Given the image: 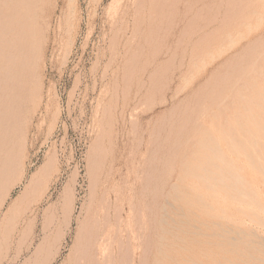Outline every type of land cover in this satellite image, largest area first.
Wrapping results in <instances>:
<instances>
[{"label":"rangeland","instance_id":"1","mask_svg":"<svg viewBox=\"0 0 264 264\" xmlns=\"http://www.w3.org/2000/svg\"><path fill=\"white\" fill-rule=\"evenodd\" d=\"M238 1H241L242 5ZM244 1L38 0V17L39 22L46 29L45 39L39 69H37L38 74L36 72V76L38 75L39 79H37L38 82L35 86V102L34 104L29 102L25 106L30 111L35 108L34 113L30 112V114L24 117L27 121H24L25 119L23 118V130L26 128L23 131L26 134L23 133V135H26V137L22 140L25 141V144L22 142L19 146L25 145V148L22 146V149L21 147L17 149L19 150V157L21 156L20 158L18 157V164L21 163L23 165L22 168L19 164L18 171L27 168L28 174L23 184H19L13 189L12 194L5 199L0 209V264H80V262H85L83 259L84 251H86L88 256L92 255L89 257L91 259L88 258L87 260V264H92V261L94 262L92 260L94 259V253L92 252H94L95 247H93L92 242L90 244L87 241V238L95 223L99 226L97 227L96 225L98 228L96 229L97 233L110 230L111 238L107 245H116V248L122 245V262L120 263V257H113L110 264H143L144 261L146 264H166L167 258L169 261H167V264L170 261V264H219V262L223 264L230 262L231 264H264V162H262L264 161V71L263 73L258 71L255 72L256 74H253V77L259 76L261 80L258 77L255 80L249 77L246 82L240 84L237 91L226 90L225 93L230 94L226 93V95L220 96L222 98L218 97L217 99L220 100H214L215 103L214 101H212L213 103L208 102L204 98V95L201 94V97H199L200 95L195 96L197 99L193 98V96L190 99H183L184 96H182L176 102L162 106L159 102L165 94L164 89V91L162 90L163 92L160 91L156 95L154 100L148 98L150 94L145 89L138 102L133 100L137 89L143 84L144 79L158 67V64L167 61V59H173L172 55H169L170 57L165 55L168 50L170 54L175 53V57H173L176 60V64L168 67L166 75L162 79L166 87L172 81L174 73L178 71V61H186V57H183V55H185L184 49L187 46L188 50L185 56H188L189 48L192 45H201L203 43L211 44L213 42L216 52L220 49L222 51L228 50L214 63H209L207 66L208 76H211L212 72H215L214 75L218 74V76L215 75L217 78L220 77L219 73H221V77L226 74L225 71L228 70L230 64H226L225 66V61L232 58L233 54L238 55L239 58L238 60L237 56H234V59L230 60L233 63L242 61V59L245 62L250 56L251 58L258 59L259 57L257 58V56L259 54L255 56V49L264 50V0H250L251 5L248 3V0ZM252 4L254 5L252 6ZM247 5L250 8L245 7ZM261 7H263L262 10ZM240 8L243 11L246 10L245 13ZM154 30L157 31L155 32ZM223 31L229 32L230 35L226 36V38L220 36ZM260 37L262 40L258 44ZM151 38L155 41L153 42ZM145 39L148 41H145ZM246 40L249 43L255 40L252 43L258 44L260 47L255 48L254 45L251 46V43L249 44L250 46L247 44L249 49L246 46V43H248ZM240 50L243 52L242 54ZM244 52L247 54L246 59ZM251 52L253 55H250ZM262 61L264 66V57H261V63ZM222 63L224 64L223 66ZM147 64L149 66L151 64L152 66L149 67ZM132 66L135 67L134 70H132ZM153 66L154 68H152ZM217 66L221 67L218 68ZM216 68L218 69L216 70ZM201 72V68L194 67L184 75L187 80L183 77L177 79L175 82L172 81L173 87L168 91L169 96L178 88H188L194 81V86H196L199 82L203 81L204 75L197 80ZM222 73L225 74L222 75ZM191 76L194 77L192 78ZM206 90L210 92L211 87H208ZM194 99L204 104L202 105L199 101L195 102ZM221 102L224 103L221 105ZM36 103L37 107L35 106ZM187 103H190V105ZM196 103L199 105L196 106ZM133 105H135L136 109ZM176 105L181 110L183 108L182 112L181 110L179 111L180 113L177 112L178 108L175 107ZM240 106L241 109H239ZM185 107L188 110H185ZM197 107L198 109L200 108L199 113L198 109H195ZM172 108L176 111L174 109L172 111ZM169 113H171V120L169 119ZM178 114L186 122L180 119L181 117ZM197 114H199V117L202 116L200 117L202 121L198 119ZM187 117L191 119H188V128H185L188 122ZM229 118L231 121L228 120ZM139 119H142L141 124L138 123ZM195 119H197L196 123L194 121L190 123L191 120ZM220 119L222 120L220 121ZM211 122L214 123L212 124ZM171 124L174 126L172 132L169 130L171 129ZM229 126H232V128L230 129ZM176 127H182L181 129L184 127L183 130L187 132L181 130L179 135L177 134L178 129L176 130ZM199 127L200 129H198ZM190 128L193 130H190ZM162 129L165 131H162ZM229 129L234 133L238 132V135L234 133L232 135ZM167 131L170 133H167ZM175 131L176 133H173ZM207 131L208 134H206ZM186 133H190L191 137L189 138L190 134L186 135ZM172 134L175 135L171 136ZM182 135L184 137H181ZM170 136L171 138H169ZM175 136L180 137L177 138ZM165 137L166 143L164 144L165 141L163 139ZM174 137L181 144H177ZM179 138L183 140H179ZM185 138L186 140H184ZM239 138L241 139L239 140ZM161 139L163 141H160ZM173 140L176 142H173ZM241 140L242 143L239 142ZM200 141L202 142L200 143ZM172 142L173 144H171ZM176 144L181 146L178 147ZM161 145L165 147L163 148ZM170 145H174L175 147ZM205 145L208 148L204 147ZM158 146L161 151L165 150L164 152L166 153H164L165 159L164 161L162 159L163 162L161 161L163 151L161 152ZM213 147H215L214 150ZM235 147L239 148V151ZM156 148L160 154L157 153ZM153 149H155V152H153ZM172 149L179 150L178 152L180 153L175 150V152H172ZM170 150L176 156L172 155L171 160L169 159L171 158L170 154H172ZM216 152L219 153L216 154ZM260 152L263 154L261 155ZM245 153L247 155L250 153V155L247 156ZM253 154H255L254 159ZM169 155L170 157H167ZM261 156H263V159ZM250 157H252L254 162L250 161ZM255 158L260 162L258 161V163ZM232 160L237 163L232 162ZM198 161H201L200 163L203 165ZM150 162L152 164L155 162L157 167L154 168L155 165H151ZM161 163H165V165ZM44 166H46V174L44 173L41 179L37 180L40 184L39 187L35 188L36 186L34 187V185L36 184L34 182H36V179L34 180L33 176ZM161 166L164 168L162 169ZM231 166L238 167V169L235 167L234 169ZM165 168L167 169L164 170ZM220 171H222L221 174H219ZM208 172H213L215 175L213 173L208 174ZM159 173L162 174L161 176H165V174L168 176L170 174L169 179L161 177ZM227 173L231 178L233 177V180L229 178L230 176ZM193 175L195 177L197 175V178ZM219 175L221 176L219 177ZM202 178L206 180L203 181ZM183 179L186 180L184 181ZM159 180L162 183L165 181L167 184L164 182L161 187L162 183ZM191 180H194V182ZM153 181H157L155 182L156 185L153 184ZM206 181L211 188L209 185V188H207L208 183ZM31 182L34 184H32L34 188L32 185H29ZM210 182L216 183V185ZM158 184L161 185L157 188ZM26 186L29 188L26 189ZM155 186L159 189H156L157 192L162 193L164 191L163 195L161 193L155 194ZM224 186L228 189L230 188L231 191ZM145 188L147 191L149 188L150 191L147 193ZM160 188L162 189L160 190ZM180 189H182L181 192H184H182L183 194L179 192ZM25 190L28 193L26 198L29 195L32 197L18 201L17 208L15 207L11 211L12 214H10L8 210L14 204L15 199L21 196ZM40 191L44 193L41 194ZM142 191L146 193L144 194ZM185 191L189 192L186 193ZM141 193L145 196H147L146 194L149 195L148 197L143 195V198ZM196 195H200L201 198ZM174 198L177 199V202ZM182 199H184L185 203ZM236 199H239V201ZM164 200H167L165 201L166 203ZM153 201L156 204H152ZM153 205H157V207ZM162 205L164 206L162 207ZM166 207V212H170V214H165V210L162 211ZM119 208L123 210L120 211ZM201 208L205 210L204 212L207 211L206 216L208 214V218ZM207 208H211V210ZM107 209L111 210V212H108ZM115 209L119 210V213H123L122 219H117V223L115 219L117 215L115 214L118 212L117 210L115 212ZM176 209H179L180 212ZM138 210L141 212L139 213ZM184 212L188 213L189 216ZM182 213L187 217H184ZM5 214L8 215L6 216ZM159 214L162 216H158ZM107 217L109 218V223H107V220L105 221V219H108ZM194 218H197L198 221ZM204 218L205 220H203ZM2 220L6 221L2 222ZM209 220L212 221L208 222ZM161 221L164 222L162 223ZM175 221L177 224L180 222L179 225L182 227L180 228L179 225H176ZM217 221L220 225L223 222L224 226H222L223 223L220 226ZM208 223H212L213 226ZM225 223L227 224L225 225ZM191 224H196V226L193 225L191 227ZM204 224L205 226L207 224L209 226H206V232L203 229V227L205 228ZM214 224L218 225L215 226ZM184 225L185 228L183 229ZM198 225L202 228L201 230L196 229L199 227ZM218 228L220 229L218 230ZM116 229H118V232ZM180 229L183 230L181 231ZM188 229L190 232L187 231ZM208 229L214 232L211 230L212 233L208 232ZM161 231L169 234H163ZM198 231L202 232V237ZM193 232L198 233L196 235ZM234 233L238 234L237 237ZM198 234L200 237H198ZM189 235L191 236L187 237ZM207 235H210L211 238ZM114 236L116 237L114 238ZM183 236L184 238H182ZM172 237L174 238L171 239ZM206 237L207 239H211L212 242L205 239ZM181 238L185 239L184 243ZM215 238L218 239L216 240ZM230 238H233L234 241ZM188 239L192 240L194 246H192V243H189L191 241ZM160 240L161 242H159ZM195 240L197 241L196 243ZM205 240H207L208 244ZM112 241H115V243H112ZM171 241H180V243L176 242L175 244V242ZM186 241L188 242L186 243ZM221 241L224 242L221 243ZM213 242L214 244H212ZM88 243L90 246L87 245ZM230 243L235 244V249ZM165 244L167 245L166 247H164ZM180 244H184V247ZM195 244H197V247ZM189 245L191 250L188 247ZM185 246L189 249L190 253ZM223 246L224 248L222 249L221 247ZM230 246L232 248H229ZM87 247L88 250H85ZM168 247L172 248V250H169ZM175 247L178 248L176 249ZM178 249L181 253L175 252ZM217 249L221 250L222 254L217 252ZM229 249L232 251L230 252ZM197 250L199 253H197ZM207 250H211V252ZM81 251L83 252L81 253ZM145 251H148L147 254ZM160 251H162L163 257ZM226 253L228 254L226 255ZM230 253H233L232 255L235 260ZM207 254L211 255H208L207 258L215 256L209 258L208 263ZM189 255H193L194 257H189ZM219 255L220 258H218ZM224 255L227 257H224ZM143 257H145L144 261L140 260ZM182 258H185L186 261ZM213 258H216L214 259L216 262ZM176 259L181 260V262ZM217 259H219V262H217ZM237 259L239 261H236ZM187 261L190 262L188 263ZM191 261L196 262L191 263Z\"/></svg>","mask_w":264,"mask_h":264},{"label":"bare ground","instance_id":"2","mask_svg":"<svg viewBox=\"0 0 264 264\" xmlns=\"http://www.w3.org/2000/svg\"><path fill=\"white\" fill-rule=\"evenodd\" d=\"M243 2H245L244 0H242ZM250 0H248V3H250L249 2ZM238 2H240L241 3V5H242V2L241 1H238ZM251 2H253V1H251ZM41 3V2H40ZM154 3V2H153ZM247 3V2H246ZM261 3V2H260ZM264 3V2H263ZM239 4V3H238ZM240 5V4H239ZM244 5V4H243ZM250 5H251V3H250ZM254 4H252V6H253ZM263 5V4H262ZM264 6V5H263ZM142 7V6H141ZM240 7H242V6H240ZM245 7H248V5L247 6H245ZM243 8V7H242ZM248 8H250V6L248 7ZM262 8L263 7H261V10H262ZM43 9V8H42ZM42 9H40V10H42ZM234 10V9H233ZM240 10H242L241 8H240ZM43 11V10H42ZM246 11V10H245ZM245 11H243L242 10V12L243 13H245ZM39 12V8H38V0H0V209L2 208V206H3V204H4V201H5V199H7L8 198V196H10L11 194H12V191H13V189L15 188V187H17L19 184H23V182H24V179L25 178H27V174H28V169L27 168H25V169H22V171H21V169L19 170L20 171V173H19V171H18V168H19V164L21 165V163H19L18 164V157H19V150H17L18 148H20L21 147V149H22V146H23V148H25L24 146L25 145H21V146H19L20 144H22V142L24 143L25 141H22L23 139H24V137H26V135L24 136L23 135V133L24 134H26V132H23L24 130H26V128L23 130V127H24V122H23V118L26 116V115H28V114H30V112H33L34 111V109L35 108H31L32 110L30 111V109H28V108H25V106H26V104H29V102H32V104H34V102H35V93H36V88H35V86H36V84H37V79H39V77H38V75L36 76V72H37V69H39V62H40V59H41V55H42V47H43V42H44V39H45V31H46V29L44 28V26L42 25V23H40L39 22V17H38V13ZM44 12V11H43ZM241 12V13H242ZM257 12V11H256ZM256 12H254V13H256ZM242 13V14H243ZM253 13V12H252ZM259 13V12H258ZM263 13V12H262ZM242 14H240V15H242ZM42 15V14H41ZM227 15V14H226ZM255 15V14H254ZM232 18V17H231ZM144 19H146V18H144ZM140 21H142V20H140ZM146 22V21H145ZM250 27H251V25H250ZM157 28V27H156ZM158 28H160L159 26H158ZM248 29H249V27H248ZM155 31V30H154ZM157 31V30H156ZM155 31V32H156ZM154 32V33H155ZM152 33V32H151ZM258 34V33H257ZM230 35V33L229 32H227V31H223L221 34H220V36H223L224 38H226V36H229ZM152 36V35H151ZM155 36V35H154ZM256 36V35H255ZM222 37V38H223ZM243 38H244V36H242ZM147 38V37H146ZM153 38V37H152ZM151 38V39H152ZM241 39V38H240ZM153 40V39H152ZM220 40V39H219ZM261 40H262V38L260 37V40H256V42H258V44H260V42H261ZM145 41H148V40H146L145 39ZM155 40H153V42H154ZM215 41V40H214ZM246 41H248V40H246ZM255 41V40H254ZM254 41H251L250 43H249V41H248V43H246V46H247V44L249 45V44H251L252 42L254 43ZM264 41V40H263ZM263 41H262V43H263ZM157 42H158V40H157ZM180 42V41H179ZM240 43H241V41H240ZM251 44V46H255V48H257L258 46L260 47V45H258V44ZM261 43V44H262ZM217 45V44H216ZM250 46V45H249ZM188 47V46H187ZM187 47H185V49H184V53H185V55H186V51L188 50V48ZM215 46H213V42L210 44V43H208V44H205V43H203V44H201V45H195V46H193L192 45V47L191 48H189V53H188V56H185V55H183V57H186V61L185 60H180V61H178V64H177V68H178V71H176L175 73H174V75H173V78L171 79L173 82H175L177 79H181V78H183L184 77V75L185 74H187V72H189V71H191L194 67H198V68H201L202 69V72H201V74H200V76L197 78V80L201 77V76H205V78H204V80L203 81H201V82H199L196 86H194V84H195V81L194 82H192L191 84V86H189L188 88L187 87H185V88H178L177 90H175V91H173L172 92V94L169 96V90H171L172 89V81L169 83V85H167V87H166V85H165V83L164 82H162V79L165 77V75H166V71H167V69H168V67H170L171 65H173V64H176L175 63V53H172V54H170V51L168 50L167 52H166V54L165 55H167V56H171L173 59H167V61H165V62H160L159 64H158V67H157V65H156V69L153 71V72H151L145 79H144V81H143V84H141V86L137 89V92L135 93V95H134V97H133V100H135L136 102H138L139 100H140V98H141V95L143 94V92H144V89H145V91H147V93H149L150 95L148 96V98L150 99V100H154L155 98H156V95L161 91V92H163L164 90V96H163V98L160 100V102H159V104H161L162 106L163 105H168V104H170V103H174V102H176V100H179V99H181L182 98V96H184V98L183 99H186V98H188V99H190V97L191 96H193V98H195V99H197L196 97L198 96V95H200L199 97H201V94L202 95H204V98L205 99H207V101L208 102H212V101H218V100H220V99H217L218 97H220V96H223V95H226V93H225V91L226 90H231V91H237L238 90V87L240 86V84H242L243 82H246L247 80H248V78L249 77H252V79H256L257 77L260 79V77L259 76H256V77H253V74L255 73V72H258V71H260V73L262 72L263 73V71H264V66H263V61H262V63H261V57L263 58L264 57V50L263 51H260L261 49H255V52H256V50H257V52L255 53L254 52V54H255V56H256V54L258 55L257 56V58L258 59H256V58H254V57H252L251 58V56H250V58L246 61L245 60V62H244V59H242V61H237V62H235V63H233L232 61H230V60H232V59H234V56H237V58H238V55H234L233 54V57L232 58H230V59H227L226 61H225V66H226V64H232V66H230L229 65V67H231L230 68V71L228 72V70H229V67H228V70H226L225 72H226V74L224 75L223 73H222V75H224V76H222L221 77V73H219L218 71V73L220 74L219 76L220 77H216V76H218V74L215 76L214 75V73L212 72V74H211V76H208V73H207V66L209 65V63L210 64H212V63H214V61H216L219 57H221L225 52H227L228 50H226V51H222V49H220V47H219V49L220 50H218L217 52L215 51V48H214ZM248 47V46H247ZM246 47V48H247ZM261 47H262V45H261ZM229 48V47H228ZM230 48H231V45H230ZM249 48V47H248ZM263 48H264V44H263ZM262 48V49H263ZM250 49V48H249ZM252 49V48H251ZM254 50V49H253ZM253 50H252V52H253ZM260 51V53H259V51ZM242 51H243V49H242ZM244 51H245V49H244ZM247 51H249L248 49H247ZM251 52V54L250 55H253V53ZM237 54H242L243 52H241V50H240V53H238V52H236ZM245 53V52H244ZM249 53H250V51H249ZM165 55H163V56H165ZM246 55V56H245ZM245 59H246V57H247V54L245 53ZM169 56V57H170ZM174 56V57H173ZM240 57V56H239ZM241 57H243V56H241ZM249 57V56H248ZM237 58H236V60H237ZM254 58V59H253ZM256 59V60H255ZM238 60H239V58H238ZM241 60V59H240ZM148 61V60H147ZM230 61V63H228ZM155 62V61H154ZM232 62V63H231ZM241 62V63H240ZM143 64V63H142ZM151 64H152V61H151ZM150 64V66H152ZM148 65V64H147ZM147 65H145L146 67H148ZM224 64L222 63V66H223ZM134 66V65H133ZM132 66V67H133ZM149 66V67H150ZM135 67H137L136 65H135ZM135 67H133V69L132 70H134V68ZM145 67V68H146ZM218 68H220L221 66H217ZM152 68H154V66L152 67ZM218 68H216V70L218 69ZM226 68V67H225ZM151 69V68H150ZM222 69V68H221ZM227 69V68H226ZM258 69V70H257ZM145 70V69H144ZM215 70V71H216ZM39 71V70H38ZM137 71V70H136ZM224 71V70H223ZM133 72V71H132ZM193 72V71H192ZM216 72V73H217ZM142 73H143V71H142ZM37 74H38V72H37ZM256 74V73H255ZM147 75V74H146ZM263 75V74H262ZM142 76V75H141ZM195 76V75H194ZM194 76H191L192 78L194 77ZM139 79H141V78H139ZM184 79L185 80H187V78H185L184 77ZM263 79H264V76H263ZM183 80V79H182ZM261 80V79H260ZM189 81H190V79H189ZM185 83H187L186 81H185ZM256 83H257V81H256ZM39 84H41V83H39ZM138 84H139V82H138ZM166 87V88H165ZM208 87H211V90H210V92H209V90H208V92H207V88ZM260 87V86H259ZM263 87V86H262ZM164 89V90H163ZM163 90V91H162ZM229 92V91H228ZM38 93V92H37ZM191 93V94H190ZM227 94H230V93H227ZM263 95V94H262ZM40 96V95H39ZM196 96V97H195ZM41 97V96H40ZM220 98H222V97H220ZM231 98V97H230ZM243 98V97H242ZM37 99V98H36ZM195 99H194V101H195ZM200 99H202V98H200ZM224 99H226V98H224ZM223 99V100H224ZM191 100H193L192 98H191ZM264 100V99H263ZM197 101H199V100H197ZM197 101H195V102H197ZM205 101V100H204ZM215 101H214V103H215ZM193 102V101H192ZM200 102V101H199ZM198 102V103H199ZM233 102V101H232ZM231 102V103H232ZM156 103V102H155ZM181 103V102H180ZM179 103V104H180ZM194 103V102H193ZM198 103H196L197 105L196 106H198L199 104ZM206 103V102H205ZM213 103V102H212ZM222 103H224V102H221V105H222ZM157 104V103H156ZM179 104H177V105H179ZM182 104H184V103H182ZM188 104V103H187ZM187 104H185V105H187ZM202 104V103H201ZM200 104V105H201ZM204 104V103H203ZM202 104V105H203ZM210 104V103H209ZM208 104V105H209ZM37 105V103L35 104V106ZM137 105V104H136ZM177 105L175 106V107H177ZM188 105H190V103L188 104ZM202 105H201V107H202ZM214 105V104H213ZM220 105V106H221ZM134 107H135V105H133ZM181 106V105H180ZM193 106H195V105H193ZM261 106H262V104H261ZM33 107V106H32ZM37 107V106H36ZM134 107H133V109H134ZM211 107V106H210ZM218 107H219V105H218ZM178 108V107H177ZM182 108V107H181ZM194 108V107H193ZM205 108V107H204ZM209 108V107H208ZM261 108H263V107H261ZM132 109V110H133ZM135 109H136V107H135ZM155 109V108H154ZM173 109L174 108H172L171 110L173 111ZM188 110V108H186L185 107V110ZM190 109V108H189ZM195 109H198V107L197 108H195ZM202 109H203V107H202ZM214 109V108H213ZM239 109H241V106H240V108ZM260 109V108H259ZM171 110H169V111H171ZM181 109H179L178 108V113H180L179 111H180ZM182 110H183V108H182ZM182 110H181V112H182ZM199 110H200V108L198 109V113H199ZM204 110V109H203ZM203 110H201V111H203ZM208 110V109H207ZM174 111H176L175 109H174ZM190 111V110H189ZM191 111H192V109H191ZM197 111V110H196ZM205 111H206V108H205ZM212 111V110H211ZM215 111H216V109H215ZM186 113H187V111H185ZM225 112V111H224ZM34 113V112H33ZM174 113V112H173ZM197 113V112H196ZM195 113V114H196ZM201 113V112H200ZM204 113V112H203ZM226 114H227V112H225ZM252 113V112H251ZM264 113V112H263ZM170 114V117H169V119L171 118V113H169ZM193 114H194V112H193ZM207 114H208V111H207ZM257 114H258V112H257ZM174 115V114H173ZM172 115V116H173ZM179 115V114H178ZM177 115V116H178ZM185 115V114H184ZM190 115H191V113H190ZM199 114H197V116H198ZM203 115H205V114H203ZM244 115V114H243ZM254 115V114H253ZM196 116V115H195ZM209 116V115H208ZM179 117H181L180 119H182L183 121H185L183 118H182V116H180L179 115ZM193 117H194V115H193ZM200 117H202V116H200ZM200 117L198 116V119H200ZM207 117V116H206ZM216 117V116H215ZM185 118V117H184ZM190 117H187L186 119H187V124L185 125L186 127L185 128H188V124H189V119ZM195 118V117H194ZM217 118V117H216ZM253 118V117H252ZM25 119V118H24ZM191 119V118H190ZM211 119V118H210ZM224 119V118H223ZM171 120V119H170ZM201 120V119H200ZM219 120V119H218ZM222 119H220V121H221ZM228 120H230L231 121V119L229 118ZM247 120V119H246ZM24 121H27V119H25ZM141 121H142V119H139L138 120V123L139 124H141ZM175 121H177V120H175ZM174 121V122H175ZM194 121V123H196V121H197V119H195V120H191L190 121V123L191 122H193ZM202 121V120H201ZM212 121V120H211ZM229 121V122H230ZM174 122H172V123H174ZM179 122V121H178ZM223 122V121H222ZM170 123H171V121H170ZM169 123V124H170ZM193 123V124H194ZM212 123V122H211ZM214 123V122H213ZM212 123V124H213ZM168 124V125H169ZM176 124H177V122H176ZM179 124H181V123H179ZM182 124H183V122H182ZM209 124V123H208ZM262 124V123H261ZM26 125V124H25ZM210 125V124H209ZM217 125V124H216ZM224 125V124H223ZM234 125V124H233ZM241 125V124H240ZM252 125V124H251ZM181 126V125H180ZM179 126V127H180ZM190 126H192V125H190ZM218 126V125H217ZM248 126V125H247ZM258 126V125H257ZM26 127V126H25ZM169 127V126H168ZM173 124H171V129H169V130H171L170 132H172V130H173ZM194 127V126H193ZM192 127V128H193ZM195 127H196V125H195ZM194 127V128H195ZM205 127V126H204ZM211 127V126H210ZM241 127H242V125H241ZM162 128V127H161ZM163 128H164V125H163ZM166 128H167V126H166ZM182 128V127H181ZM181 128H177L176 127V130L178 129V131H177V134H179V132L182 130L183 132L184 131H186V130H183L184 129V127H183V129H181ZM193 128V129H194ZM218 128V127H217ZM229 128L231 129L232 128V126H229ZM234 128H236V127H234ZM193 129H191L190 128V130H193ZM196 129V128H195ZM198 129H200V127L198 128ZM206 129V128H205ZM211 129H213V128H211ZM221 129V128H220ZM229 129V132L231 131ZM159 130V129H158ZM167 130V129H166ZM210 130V129H209ZM214 130V129H213ZM225 130V129H224ZM234 130V129H233ZM236 130V129H235ZM247 130H248V127H247ZM162 131H165L164 129H162ZM161 131V132H162ZM239 131V130H238ZM170 132H168L167 131V133H170ZM182 132V133H183ZM187 132V131H186ZM193 132V131H192ZM191 132V133H192ZM217 132V131H216ZM215 132V133H216ZM232 133V135H233V131H231ZM173 133H176V131L175 132H173ZM181 133V132H180ZM203 133H205V132H203ZM222 133V132H221ZM220 133V134H221ZM238 132H236V133H234V134H237ZM240 133V132H239ZM248 133V132H247ZM166 134V133H165ZM190 133H186V135H189ZM194 134H195V132H194ZM206 134H208V131L206 132ZM211 134V133H210ZM154 135V134H153ZM163 135V134H162ZM161 135V136H162ZM175 135V134H174ZM173 134L171 135V136H174ZM180 135V134H179ZM185 135V134H184ZM184 135H182L181 137H184ZM238 135V134H237ZM245 135V134H244ZM243 135V136H244ZM249 135V134H248ZM157 136V135H156ZM167 136V135H166ZM171 136L169 137V138H171ZM193 136V135H192ZM209 136V135H208ZM212 136V135H211ZM226 136V135H225ZM247 136V135H246ZM159 137H160V135H159ZM175 137H180V136H175ZM174 137V138H175ZM189 138L191 137V134L188 136ZM210 137V136H209ZM208 137V138H209ZM230 137V136H229ZM237 137V136H236ZM239 137H240V135H239ZM245 137V136H244ZM162 138V137H161ZM177 138H175V140L177 139ZM226 138V137H225ZM242 138V137H241ZM241 138H239V140L241 139ZM251 138H252V136H251ZM156 139V138H155ZM159 139V138H158ZM172 139H173V137H172ZM171 139V140H172ZM180 139H182V138H179V140ZM193 139V138H192ZM206 139V138H205ZM214 139V138H213ZM231 139V138H230ZM230 139H229V141H230ZM233 139H235V138H233ZM237 139V138H236ZM242 139H244V138H242ZM248 139V138H247ZM247 139H246V141H247ZM164 141L166 140V137H165V139H163ZM162 139L160 140V141H163ZM168 140V139H167ZM183 140V139H182ZM184 140H186V138L184 139ZM189 140V139H188ZM210 140H211V138H210ZM252 140V139H251ZM168 141H170V140H168ZM177 141V140H176ZM176 141H174L173 140V142H176ZM190 141V140H189ZM216 141V140H215ZM236 141V140H235ZM159 142V141H158ZM173 142L171 143V144H173ZM202 141H200V143H201ZM212 142H214V141H212ZM218 142V141H217ZM233 142V141H232ZM238 142V141H237ZM239 142H241L242 143V140L241 141H239ZM251 142V141H250ZM255 142V141H254ZM27 143V142H26ZM166 143V141L164 142V144ZM178 143H180L181 144V142H178L177 141V144ZM195 143V142H194ZM199 143V142H198ZM207 143H208V141H207ZM219 143V142H218ZM247 143V142H246ZM25 144V143H24ZM156 144H158V143H156ZM160 144H162V143H160ZM163 144V145H164ZM170 144V143H169ZM168 144V145H169ZM176 144V145H177ZM214 144H215V142H214ZM230 144H231V141H230ZM234 144H236V143H234ZM239 144V143H238ZM248 144V143H247ZM252 144V143H251ZM27 145V144H26ZM99 145V144H98ZM154 145V144H153ZM183 145V144H182ZM195 145V144H194ZM202 145V144H201ZM233 145V144H232ZM258 145V144H257ZM19 146V147H18ZM155 146V145H154ZM157 146V145H156ZM160 146V145H159ZM158 146V147H159ZM162 146V145H161ZM170 146H174V145H170ZM170 146H169V149H170ZM178 146V145H177ZM176 146V147H177ZM179 146H181V145H179ZM178 146V147H179ZM198 146H199V144H198ZM209 146H210V144H209ZM215 146V145H214ZM218 146V145H217ZM234 146V145H233ZM256 146V145H255ZM151 147V146H150ZM163 147V146H162ZM161 147V148H162ZM165 147V146H164ZM163 147V148H164ZM175 147V146H174ZM177 147V148H178ZM184 147V146H183ZM193 147V146H192ZM204 147H207L206 145L204 146ZM240 147V146H239ZM176 148V149H177ZM208 148V147H207ZM212 148V147H211ZM214 148L215 147H213V150H214ZM236 148V147H235ZM20 149V150H21ZM157 149V148H156ZM192 149V148H191ZM237 149V151H239L238 149L239 148H236ZM159 150L161 151V149H160V147H159ZM173 151L172 152H175L176 150L175 149H172ZM175 150V151H174ZM217 150H219V149H217ZM242 150H244V149H242ZM259 150V149H258ZM24 151V150H23ZM163 151V150H162ZM161 151V152H162ZM165 151V150H164ZM163 151V157L161 158V161H162V159H163V161H164V159H165V157H164V152ZM167 151H168V148H167ZM179 151V150H178ZM178 151H176V152H178ZM248 151V150H247ZM253 151V150H252ZM257 151V150H256ZM262 151V150H261ZM153 152H155V149H153ZM152 152V153H153ZM170 152H171V150H170ZM171 152V153H172ZM251 152V151H250ZM254 152V151H253ZM157 153H159L158 152V149H157ZM178 153H180V152H178ZM219 153V152H218ZM217 152H216V154H218ZM223 153V152H222ZM244 153V152H243ZM160 154V153H159ZM166 154V153H165ZM212 154V153H211ZM239 154V153H238ZM246 154V153H245ZM260 154H261V152H260ZM263 154V153H262ZM261 154V155H262ZM21 155V154H20ZM152 155V154H151ZM167 155H168V153H167ZM171 155V158H169L170 160L172 159V155H174L175 156V154L174 153H172V154H170ZM170 155L169 156H167V157H170ZM213 155V154H212ZM226 155V154H225ZM247 155V154H246ZM245 155V156H246ZM248 155H250V153L248 154ZM247 155V156H248ZM255 154H253V159H254V156ZM257 155H258V153H257ZM157 156H158V154H157ZM173 156V157H174ZM220 156V155H219ZM246 156V157H247ZM251 156H252V154H251ZM260 156V155H259ZM21 157V156H20ZM19 157V158H20ZM153 157V156H152ZM160 157V156H159ZM176 157V156H175ZM174 157V158H175ZM178 157V156H177ZM203 157H205V156H203ZM214 157V156H213ZM225 157V156H224ZM262 157V159H263V156H261ZM173 158V159H174ZM206 158V157H205ZM248 158V157H247ZM251 159H250V161L251 162H254L253 160H252V157H250ZM157 159H158V157H157ZM157 159H155V160H157ZM210 159V158H209ZM249 159V158H248ZM151 160V159H150ZM152 160H154V159H152ZM166 160H168L167 158H166ZM169 160V161H170ZM217 160V159H216ZM231 160V159H230ZM255 160H256V158H255ZM160 161V162H161ZM162 161V162H163ZM204 161V160H203ZM219 161V160H218ZM257 161V160H256ZM256 161H255V163H256ZM259 161V160H258ZM257 161V162H258ZM98 163H99V161H97ZM153 162V161H152ZM152 162H150L151 163V165H155V162H154V164H152ZM199 162V161H198ZM201 162V161H200ZM199 162V163H200ZM209 162V161H208ZM213 162H214V159H213ZM226 162V161H225ZM227 162H228V160H227ZM226 162V163H227ZM230 162V161H229ZM232 162H234V160H232ZM231 162V163H232ZM236 162V161H235ZM234 162V163H235ZM260 162V161H259ZM258 162V163H259ZM262 162H264V161H262ZM158 163V162H157ZM209 163H211V162H209ZM215 163V162H214ZM222 163V162H221ZM237 163V162H236ZM100 164V163H99ZM161 164H164L165 165V163H161ZM167 164V163H166ZM169 164V163H168ZM200 164H202V163H200ZM219 164V163H218ZM251 164V163H250ZM97 165V164H96ZM150 165V164H149ZM158 165H159V163H158ZM203 165V164H202ZM212 165H213V163H212ZM221 165V164H220ZM219 165V166H220ZM233 165V164H232ZM253 165H254V163H253ZM260 165L262 166V164L260 163ZM23 165H21V167H22ZM204 166H206V165H204ZM203 166V167H204ZM218 166V165H217ZM217 166H216V168H217ZM222 166H223V164H222ZM228 166V165H227ZM229 166H230V164H229ZM258 166V168H259V164L257 165ZM20 167V168H21ZM155 167H157L156 165L154 166V168ZM159 167V166H158ZM162 167V169L164 168L163 166H161ZM167 167V166H166ZM169 167H170V165H169ZM215 167V166H214ZM232 167V166H231ZM235 166H233L232 168H234ZM263 167H264V165H263ZM23 168V167H22ZM168 168V167H167ZM167 168H165L164 170H166ZM178 168V167H177ZM200 168V167H199ZM198 168V169H199ZM205 168V167H204ZM226 168V167H225ZM235 168H237L238 169V167H235ZM234 168V169H235ZM241 168V167H240ZM159 169V168H158ZM175 169V168H174ZM208 169H209V167H208ZM219 169V168H218ZM236 169V170H237ZM264 169V168H263ZM202 170H204V169H202ZM261 170V169H260ZM259 170V171H260ZM45 171H46V166H44V167H42V169L38 172V173H36L34 176H33V179L35 180L36 179V182H34L36 185H34L32 182L29 184V185H34V187L35 188H37V187H39V184H40V182H38L37 180H40L41 179V177H42V175H44V173H45ZM168 171V170H167ZM191 171V170H190ZM224 171H225V169H224ZM240 171H241V169H240ZM239 171V172H240ZM170 172H172L171 170H170ZM169 172V173H170ZM198 172V171H197ZM204 172V171H203ZM206 172H207V170H206ZM205 172V173H206ZM213 172H215V171H213ZM213 172H208V174L210 173H213ZM221 172L222 171H220V173L219 174H221ZM242 172H243V170H242ZM245 172V171H244ZM160 173H162L161 171H160ZM159 173V174H160ZM164 173H166V172H164ZM194 173V172H193ZM202 173V172H201ZM200 173V174H201ZM46 174V173H45ZM183 174V173H182ZM192 174V173H191ZM204 174V173H203ZM203 174H202V176H203ZM214 174V173H213ZM225 174H226V172H225ZM224 174V175H225ZM162 174H160V176H161ZM170 175V174H169ZM169 175L168 176H166V174H165V176H161V177H163V178H165V177H169ZM205 175V174H204ZM215 175V174H214ZM227 175H229L228 173H227ZM160 176H159V179H160ZM194 176V175H193ZM217 176V175H216ZM215 176V177H216ZM221 175H219V177H220ZM230 176V175H229ZM38 177V178H37ZM181 177V176H180ZM195 177V176H194ZM199 177V176H198ZM204 177V176H203ZM210 177H211V175H210ZM213 177V176H212ZM171 178V177H170ZM184 178V177H183ZM195 178H197V175H196V177ZM200 178V177H199ZM221 178H223V177H221ZM220 178V179H221ZM229 178H231V176L229 177ZM233 178V177H232ZM231 178V179H232ZM14 179H17V180H14ZM152 179V178H151ZM169 179V178H168ZM182 179V178H181ZM181 179H178V180H181ZM219 179V178H218ZM161 180H163V179H161ZM161 180H159V182L161 181ZM184 180V179H183ZM186 180V179H185ZM184 180V181H185ZM197 180H199V179H197ZM202 180H203V178H202ZM204 180H206V179H204ZM203 180V181H204ZM207 180H208V177H207ZM221 180H224V179H221ZM225 180H226V178H225ZM233 180V179H232ZM191 181H193L194 182V180H191ZM227 181V180H226ZM154 182V181H153ZM155 182H157V181H155ZM155 182L153 183V184H155ZM165 182V181H164ZM163 182V183H164ZM207 182V181H206ZM214 182V181H213ZM213 182H210V183H213ZM217 182V181H216ZM220 182H222V181H220ZM228 182V181H227ZM235 182V181H234ZM152 183V182H151ZM160 183H162V182H160ZM163 183H162V185L161 184H158V186H157V188L161 185V187L163 186ZM166 183V182H165ZM197 183V182H196ZM208 183V182H207ZM229 183V182H228ZM167 184V183H166ZM171 184V183H170ZM182 184V183H181ZM214 185H216V183H213ZM220 184V183H219ZM233 184V183H232ZM33 185H32V187H33ZM156 185V184H155ZM174 186H176L175 184H173ZM172 185V186H173ZM190 185V184H189ZM206 185V184H205ZM208 185H209V183L207 184V188H209L210 187V185H209V187H208ZM222 185V184H221ZM227 185H229V184H227ZM164 186H165V184H164ZM184 186V185H183ZM182 186V187H183ZM203 186V185H202ZM220 186V185H219ZM231 186V185H230ZM33 187V188H34ZM149 187V186H148ZM166 187V186H165ZM164 187V188H165ZM177 187V186H176ZM181 187V186H180ZM222 187V186H221ZM225 187V186H224ZM233 187H235V186H233ZM240 187V186H239ZM27 188H29L28 186H26V189ZM147 188V187H146ZM145 188V189H146ZM155 188V191H156V186L154 187ZM167 188V187H166ZM170 188H173V187H170ZM175 188V187H174ZM173 188V189H174ZM187 188V187H186ZM204 188H205V186H204ZM211 188V187H210ZM219 188V187H218ZM223 188V187H222ZM225 188H227V187H225ZM31 189V188H30ZM41 189V188H40ZM114 189V188H113ZM162 188H160V190H161ZM169 189V188H168ZM172 189V190H173ZM177 189V188H176ZM179 189V188H178ZM188 189H190V188H188ZM228 189V188H227ZM230 189V188H229ZM228 189V190H229ZM244 189V188H243ZM36 190V189H35ZM34 190V191H35ZM157 190H159V189H157ZM164 190V189H163ZM181 190L182 189H180V191L179 192H181ZM192 190V189H191ZM211 190V189H210ZM216 190V189H215ZM218 190V189H217ZM31 191V190H30ZM147 193H148V191H150L149 190V188H148V191H147V189L145 190ZM145 191H142L144 194L146 193ZM171 191V190H170ZM206 191H208V190H206ZM213 191V190H212ZM230 191H231V189H230ZM41 192V191H40ZM163 192L164 191H162V193L161 192H155V194H158V193H161L162 195H163ZM178 192V191H177ZM183 192V191H182ZM181 192V193H182ZM186 193H188L187 191H185ZM209 192V191H208ZM222 192V191H221ZM242 192V191H241ZM31 193V192H30ZM38 193V192H37ZM42 193H44V192H41V194ZM150 193V192H149ZM175 193V192H174ZM184 193V192H183ZM182 193V194H183ZM195 193V192H194ZM219 193V192H218ZM231 193V192H230ZM239 193V192H238ZM249 193H251V192H249ZM27 191L25 190V192L21 195V196H18L16 199H15V202H14V204L10 207V209L8 210L9 211V213L10 214H12V212L11 211H13V209L17 206V203H18V201H20V200H23V199H25L26 197H27ZM32 194V193H31ZM41 194H40V196H41ZM144 194H142L141 193V195L143 196ZM177 194V193H176ZM196 194V193H195ZM198 194V193H197ZM225 194V193H224ZM232 194V193H231ZM242 194H243V192H242ZM245 194V193H244ZM147 196H145V197H148V195L149 194H146ZM160 195V194H159ZM162 195H160L161 197H163ZM236 195V194H235ZM238 195V194H237ZM44 196H45V194H44ZM104 196V195H103ZM117 196V195H116ZM144 196H143V198H144ZM156 197H157V195H155ZM177 196H179V194H177ZM186 196H189V195H186ZM197 196V195H196ZM199 196V198H201L200 197V195H198ZM197 196V197H198ZM253 196V195H252ZM255 196V195H254ZM29 197H30V195H29ZM28 197V198H29ZM32 197V196H31ZM30 197V198H31ZM154 197V196H153ZM155 197V198H156ZM196 197V198H197ZM236 197H239V196H236ZM240 197H242L241 195H240ZM28 198H26V199H28ZM41 198V197H40ZM118 198V197H117ZM154 198V199H155ZM160 198V197H159ZM179 198H181V196H179ZM205 198V197H204ZM215 198V197H214ZM221 198V197H220ZM256 198V197H255ZM42 199V198H41ZM104 199V198H103ZM168 199H170V198H168ZM175 199V201L177 200L176 198H174ZM191 199V198H190ZM156 200V199H155ZM160 200V199H159ZM183 200V202H184V199H182ZM206 200V199H205ZM212 200V199H211ZM236 200H238L239 201V199H236ZM162 201H163V199H162ZM161 201V202H162ZM165 201H167V200H164V202ZM179 201V200H178ZM185 201H186V198H185ZM187 201H188V199H187ZM193 201V200H192ZM203 201V200H202ZM116 202V201H115ZM159 202V201H158ZM171 202H172V200H171ZM177 202V201H176ZM222 202H224L223 200H222ZM255 202V201H254ZM103 203H104V200H103ZM155 202L153 201V203L152 204H154ZM166 203V202H165ZM168 203V202H167ZM185 203V202H184ZM207 203V202H206ZM232 203V202H231ZM230 203V204H231ZM241 203V202H240ZM109 204V203H108ZM156 204V203H155ZM160 205H161V203H159ZM174 204V203H173ZM173 204H171V206H173ZM178 204V203H177ZM193 204V203H192ZM195 204H197V203H195ZM200 204V203H199ZM236 204H239V203H236ZM248 204H249V202H248ZM168 205H170L169 203H168ZM186 205H187V203H186ZM191 205V204H190ZM198 205V204H197ZM196 205V206H197ZM201 205H202V203H201ZM233 205V204H232ZM245 205V204H244ZM246 205H247V203H246ZM255 205V204H254ZM153 206H155V205H153ZM164 205H162V207H163ZM181 206V205H180ZM109 207V206H108ZM130 207H132V206H130ZM155 207H157V205L155 206ZM174 207H175V205H174ZM182 207V206H181ZM198 207V206H197ZM204 207V206H203ZM17 208V207H16ZM121 208V207H120ZM120 208H119V210H120ZM199 208V207H198ZM235 208H237V207H235ZM117 209H118V207H117ZM117 209H115V212H116V210ZM131 209V208H130ZM134 209V208H133ZM138 209V208H137ZM140 209V208H139ZM163 209V208H162ZM171 209V208H170ZM175 209V208H174ZM190 209V208H189ZM202 210H203V208H201ZM205 209V208H204ZM207 209H209V208H207ZM119 210H117V212L119 211ZM121 210H123V209H121ZM120 210V211H121ZM156 210H158V209H156ZM156 210H155V212H156ZM165 210V214L167 213L166 212V210H167V207H166V209H163L162 211H164ZM172 210V209H171ZM177 211H179V209H176ZM201 210V211H202ZM209 210H211V208L209 209ZM247 210H249V209H247ZM1 211V210H0ZM7 211V212H8ZM107 211L109 212H111V210H108L107 209ZM119 211V212H120ZM139 211V210H138ZM137 211V212H138ZM169 211V210H168ZM181 211L183 212V210L181 209ZM193 211V210H192ZM200 211V210H199ZM205 210H203V212H204ZM214 211V210H213ZM118 212V213H119ZM141 211H139V213H140ZM159 212H161V210H159ZM180 212V211H179ZM193 212H195V211H193ZM210 212H212V211H210ZM220 212H221V210H220ZM237 212L239 213V211L237 210ZM115 214V215H117V218H115V216H114V218L116 219V223H117V219L118 220H121L122 219V217H123V213L121 212V213H119V214ZM162 213H164V212H162ZM176 213V212H175ZM184 213H186V212H184ZM184 213H182V214H184ZM205 213V216H206V213H207V211L206 212H204ZM204 213H203V216H204ZM214 213V212H213ZM223 213V212H222ZM98 214V213H97ZM157 214V213H156ZM164 214V215H165ZM167 214H170V212L169 213H167ZM188 216H189V214L188 213H186ZM226 214V213H225ZM6 215V214H5ZM8 215V214H7ZM6 215V216H7ZM106 215V214H105ZM179 215H181V213H179ZM213 215V214H212ZM98 216V215H97ZM108 216V215H107ZM158 216H162V215H158ZM197 216H198V214H197ZM207 216H209L208 214H207ZM206 216V217H207ZM10 217V216H9ZM184 217H187L185 214H184ZM183 217V218H184ZM191 217V216H190ZM199 217H200V215H199ZM211 217V216H210ZM215 218H217L216 216H214ZM4 218V217H3ZM8 218V217H7ZM105 218H106V216H105ZM108 218V217H107ZM166 218H167V216H166ZM170 218V217H169ZM193 218V217H192ZM208 218V217H207ZM206 218V219H207ZM152 219H153V217H152ZM194 219H196L197 220V218H194ZM199 219V218H198ZM107 220V223H109L110 221H108L109 220V218L108 219H105V221ZM195 220V221H196ZM203 220H205V218L203 219ZM218 220V219H217ZM4 221H6V220H2V222H4ZM113 221H115L114 219H113ZM188 221V220H187ZM198 221V220H197ZM202 221V220H201ZM212 221V220H211ZM210 220L208 221V222H211ZM219 221V220H218ZM217 221V222H218ZM224 221V220H223ZM122 222V221H121ZM162 222V221H161ZM164 222V221H163ZM162 222V223H163ZM174 222V221H173ZM179 222V221H178ZM204 222V221H203ZM206 222V221H205ZM106 223V224H107ZM171 223V222H170ZM175 223H176V221H175ZM187 223V222H186ZM213 223V222H212ZM212 223H208V224H212ZM219 223V222H218ZM223 223V222H222ZM222 223H221V225H222ZM105 224V223H104ZM180 224V222L177 224L176 223V225H179ZM190 224V223H189ZM201 224H203V223H201ZM206 224V223H205ZM205 224H204V226H205ZM207 224V225H208ZM227 223H225V225H226ZM96 225H97V223H95V224H93V226H92V229H91V233L89 234V236H88V238H87V241L91 244V242H92V244L94 245L93 247H95L94 248V252H92V253H94L93 254V256H94V259H92V260H94V262L92 261V264L94 263V264H110V262H111V259H113V257H120V263L122 262L121 260H122V258H121V256L123 255L122 254V250H123V248H122V245H119L118 246V248H116V245L115 246H113V245H107V243L109 242V239L111 238V234H110V230H107V231H104V232H102V233H97V230L96 229H98L97 227H99L98 225H97V227H96ZM108 225V224H107ZM106 225V226H107ZM120 225H121V223H120ZM165 225V224H164ZM168 225V224H167ZM175 225V224H174ZM175 225V226H176ZM193 225H195L196 226V224H191V227L193 226ZM206 225V226H207ZM215 225V224H214ZM218 224H216L215 226H217ZM219 225H220V223H219ZM220 225V226H221ZM229 225V224H228ZM239 225V224H238ZM118 226V225H117ZM159 226V225H158ZM187 226V225H186ZM199 226V225H198ZM206 226H205V228L203 227V229L205 230V232H206ZM212 226H213V224H212ZM219 226V227H220ZM222 226H224V223H223V225ZM231 226V225H230ZM121 227V226H120ZM177 227V226H176ZM175 227V228H176ZM179 227L181 228L182 226L181 225H179ZM187 227H189V226H187ZM200 227V226H199ZM196 228V229H202L201 227L200 228ZM207 227H209V226H207ZM169 228V227H168ZM185 228V225H184V227H183V229ZM236 228H238L237 226H236ZM165 229H167V228H165ZM182 229V230H183ZM217 229V228H216ZM220 228H218V230H219ZM230 229V228H229ZM233 229H235V228H233ZM240 229V228H239ZM118 229H116V231H117ZM172 230V229H171ZM174 230V229H173ZM177 230H178V228H177ZM181 230V229H180ZM181 230V231H182ZM211 230V229H210ZM209 229L207 230L208 232H211ZM176 231V230H175ZM180 231V232H181ZM186 231V230H185ZM188 232H190L189 231V229L187 230ZM194 231V230H193ZM222 231V230H221ZM230 231H231V229H230ZM114 232V231H113ZM118 232V231H117ZM117 232H115V233H117ZM120 232V231H119ZM161 232H163V231H161ZM170 232V231H169ZM172 232V231H171ZM180 232H178V233H180ZM184 232V231H183ZM199 233H200V236H201V233L202 232H200V231H198ZM197 232V233H198ZM204 232V233H205ZM207 232V233H208ZM212 232H214V231H212ZM211 232V233H212ZM220 232V231H219ZM169 234V233H166V232H163V234ZM174 233H176V232H174ZM174 233H172V234H174ZM194 234H196L197 235V233H195V232H193ZM222 233V232H221ZM226 233H228V231H226ZM184 234V233H183ZM223 234V233H222ZM229 234V233H228ZM234 234H236L235 236L237 237V233H234ZM242 234H244V233H242ZM253 234V233H252ZM87 235V234H86ZM116 235V234H115ZM174 235H178V234H174ZM185 235V234H184ZM195 235V236H196ZM213 235V234H212ZM217 235V234H216ZM225 235V234H224ZM223 235V236H224ZM233 235V234H232ZM165 236V235H164ZM191 235H189V236H187V237H190ZM199 236V234H198V237H200ZM202 236H203V234H202ZM201 236V237H202ZM207 236H210V235H207ZM226 236V235H225ZM116 236H114V238H115ZM175 237V236H174ZM174 237H172L171 239H173ZM179 237V236H178ZM186 237V236H185ZM215 237V236H214ZM239 237V236H238ZM176 238V237H175ZM182 238H184V236L182 237ZM181 238V239H182ZM210 238H211V236H210ZM220 238H221V236H220ZM223 238V237H222ZM240 238V237H239ZM117 239V238H116ZM164 239V238H163ZM177 240H178V238H176ZM187 239V238H186ZM193 239V238H192ZM195 239V238H194ZM199 239V238H198ZM201 239H203V238H201ZM205 239H207V237L205 238ZM216 239V238H215ZM218 239V238H217ZM216 239V240H217ZM231 240H233L234 241V239L233 238H230ZM245 239V238H244ZM115 240V239H114ZM140 240V239H139ZM165 240V239H164ZM180 240V239H179ZM183 240V241H182ZM181 241L184 243V240L185 239H182ZM189 241H191V242H189V243H192V240H190V239H188ZM197 240V239H196ZM195 240V243L197 242ZM207 240H209V241H211V239H207ZM207 240H205L206 241V243H207ZM212 240H213V238H212ZM222 240V239H221ZM225 240V239H224ZM84 241V240H83ZM116 241V240H115ZM115 241H112V243L114 242L115 243ZM141 241V240H140ZM201 241V240H200ZM199 241V242H200ZM213 241H215V240H213ZM226 241H228V240H226ZM159 242H161V240L159 241ZM163 242V241H162ZM171 242H175V244H176V242H179L180 243V241H171ZM188 241H186V243H187ZM202 242H203V240H202ZM212 242V241H211ZM217 242V241H216ZM220 242V241H219ZM224 242V241H223ZM222 241H221V243H223ZM248 242V241H247ZM85 243V242H84ZM83 243V244H84ZM87 244V245H89L90 246V244ZM120 243V242H119ZM201 243V242H200ZM205 243V242H204ZM203 243V244H204ZM205 243V244H206ZM227 243V242H226ZM234 243V242H233ZM233 243H230V244H232L233 245ZM239 243V242H238ZM249 243V242H248ZM122 244V243H121ZM178 244V243H177ZM208 244V243H207ZM210 244V243H209ZM212 244H214V242L212 243ZM218 245H220L219 243H217ZM228 244V243H227ZM85 245H86V243H85ZM173 245V244H172ZM180 245H182V244H180ZM184 245V244H183ZM182 245V247H184ZM197 244H195V246H196ZM235 245V244H234ZM232 246L233 248L235 247V246ZM248 245V244H247ZM81 246V245H80ZM159 246H161V245H159ZM167 245L165 244L164 245V247H166ZM192 246H194V244L192 243ZM227 246V245H226ZM92 247V246H91ZM162 247V246H161ZM170 247H171V245H170ZM189 248H190V245L188 246ZM197 247V246H196ZM231 246L229 247V248H232ZM90 248V247H89ZM129 248V247H128ZM143 248V247H142ZM169 248V247H168ZM172 248H174V246H172ZM172 248L170 249L169 248V250H172ZM176 248V247H175ZM178 248V247H177ZM176 248V249H177ZM181 248V247H180ZM185 248H186V246H185ZM195 248V247H194ZM218 248V247H217ZM222 249L224 248V246L223 247H221ZM83 249V248H82ZM157 250H158V248H156ZM162 249V248H161ZM184 249V248H183ZM187 249V248H186ZM186 249H184V250H186ZM204 249H206V248H204ZM219 249H220V247H219ZM235 249V248H234ZM85 250H88V247L85 249ZM110 250V251H109ZM127 250V249H126ZM147 250V249H146ZM159 250H160V248H159ZM165 250V249H164ZM189 249H187V251H188ZM190 250H191V248H190ZM214 251H216L215 249H213ZM225 250V249H224ZM230 250V249H229ZM229 250H227V251H229ZM237 250V249H236ZM239 250V249H238ZM173 251H174V249H173ZM176 251H178L179 253H181L180 251H179V249L178 250H175V252ZM183 251V250H182ZM186 251V252H187ZM201 251V250H200ZM206 251V250H205ZM208 252L210 251L211 252V250H207ZM221 251V250H220ZM218 249H217V252H220ZM223 251V250H222ZM232 250H230V252H231ZM240 251V250H239ZM83 251H81V253H82ZM126 252V251H125ZM124 252V253H125ZM146 252V251H145ZM148 252V251H147ZM147 252H146V254H147ZM159 252V251H158ZM189 252V251H188ZM196 252V251H195ZM233 252H234V250H233ZM245 252V251H244ZM84 255H83V259L85 260V262H86V264L88 263L87 262V260H88V258L90 257V256H92L91 254L88 256V254H86V251H84ZM129 253H130V250H129ZM162 253V251H160V254ZM163 253H164V251H163ZM185 253V252H184ZM190 253V252H189ZM193 253H194V250H193ZM197 253H199L198 252V250H197ZM205 254H206V252H204ZM225 253V252H224ZM235 253V252H234ZM241 253V252H240ZM247 253V252H246ZM79 254V253H78ZM126 254H127V252H126ZM157 254V253H156ZM165 255H166V253H164ZM167 254L169 255V253L167 252ZM211 254V253H210ZM220 254H222L221 252H220ZM228 253H226V255H227ZM231 255L233 254V253H230ZM229 254V255H230ZM159 255V254H158ZM157 255V256H158ZM164 255V256H165ZM172 255H174V254H172ZM186 255V254H185ZM188 255V254H187ZM201 255H202V253H201ZM209 254H207L206 255V258H207V256H208ZM213 255V254H212ZM217 255V254H216ZM229 255H228V257H229ZM235 255H236V253H235ZM238 255V254H237ZM88 256V257H87ZM124 256H126V255H124ZM161 256L163 257V255L161 254ZM160 256V257H161ZM182 256V255H181ZM191 256H193V255H191ZM190 255H189V257H191ZM209 256H211V255H209ZM241 256V255H240ZM112 257V258H111ZM128 257V256H127ZM159 257V258H160ZM171 257V256H170ZM174 257H176V256H174ZM188 257V256H187ZM194 257V256H193ZM212 257H215V256H212ZM212 257H208L207 258V260L209 259V258H212ZM221 257H223V256H221ZM224 257H227V256H225L224 255ZM250 257V256H249ZM93 258V257H92ZM116 258V259H117ZM125 258V257H124ZM144 258L145 257H143V259H140V260H143L144 261ZM165 258H166V256H165ZM196 258H197V256H196ZM218 258H220V255H219V257ZM232 258H234L233 257V255H232ZM231 258V259H232ZM89 259H91V258H89ZM160 259H162V258H160ZM171 259V258H170ZM182 259H184L185 261H186V259L185 258H182ZM191 259V258H190ZM202 259V258H201ZM214 259H216V258H213V260ZM166 260V259H165ZM172 260V259H171ZM177 260V259H176ZM187 260H189V259H187ZM192 260H193V258H192ZM196 260V259H195ZM203 260V259H202ZM210 260V259H209ZM209 260L207 261V263L209 262ZM212 260V259H211ZM212 260V261H213ZM224 260H225V258H224ZM228 260V259H227ZM234 260H235V258H234ZM128 261V260H127ZM126 261V262H127ZM163 261H164V259H163ZM167 261H168V258H167ZM167 261H166V264H167ZM173 261V260H172ZM175 261V260H174ZM177 261H179V262H181V260H177ZM199 261H201L200 259H199ZM215 261V260H214ZM220 261H221V259H220ZM236 261H239L238 259L236 260ZM242 261V260H241ZM76 262H77V260H76ZM85 262L83 263V262H80V264H85ZM90 262H91V260H90ZM141 262V261H140ZM154 262H156V261H154ZM169 262V261H168ZM188 263L190 262V261H187ZM193 262H196V261H193ZM192 261H191V263H193ZM203 262V261H202ZM201 262V263H202ZM205 262V261H204ZM216 262V261H215ZM217 262H219V259H217ZM79 263V262H78ZM113 263H114V261H113ZM130 263V262H129ZM164 263V262H163ZM170 263H171V261H170ZM169 263V264H170ZM174 263H176V262H174ZM183 263V262H182ZM211 263V262H210ZM222 263V262H221ZM220 262H219V264H221ZM224 263H226V262H224ZM90 264V263H89ZM140 264V263H139ZM143 264H146L145 263V261L143 262ZM160 264H162V263H160ZM186 264V263H185ZM190 264V263H189ZM194 264H197V263H194ZM200 264V263H199ZM223 264V263H222ZM227 264H231V262L230 263H227ZM235 264V263H234ZM254 264V263H253Z\"/></svg>","mask_w":264,"mask_h":264}]
</instances>
